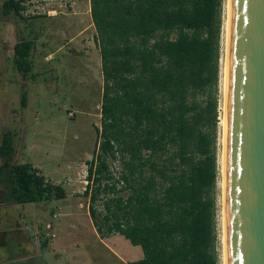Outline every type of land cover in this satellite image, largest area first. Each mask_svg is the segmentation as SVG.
Returning a JSON list of instances; mask_svg holds the SVG:
<instances>
[{
    "label": "trees",
    "instance_id": "1",
    "mask_svg": "<svg viewBox=\"0 0 264 264\" xmlns=\"http://www.w3.org/2000/svg\"><path fill=\"white\" fill-rule=\"evenodd\" d=\"M89 3L102 73L100 139L85 161L80 194L92 226L100 238L119 234L141 248L142 257L128 264H218L214 88L223 0ZM23 9L21 0H1L4 17L22 18ZM35 40L12 45L13 67L24 78L34 77ZM13 135L6 130L0 138L4 199L63 198L64 188L30 162H7Z\"/></svg>",
    "mask_w": 264,
    "mask_h": 264
},
{
    "label": "rangeland",
    "instance_id": "2",
    "mask_svg": "<svg viewBox=\"0 0 264 264\" xmlns=\"http://www.w3.org/2000/svg\"><path fill=\"white\" fill-rule=\"evenodd\" d=\"M72 1L78 0H33L21 11L22 18L0 13V138L10 130L15 147L7 162H30L45 181L65 190L60 199L0 206V262L4 264H128L142 256L141 248L122 235L100 238L87 212L88 197L80 195L85 186V161L100 139L95 127L100 128L102 73L88 10L80 23L74 17L66 19ZM225 2L214 88L218 110L214 251L218 264L223 254L220 164ZM28 34L36 37L31 53L33 78L22 77L11 60L12 45L29 38ZM120 166L118 160L112 164L116 174ZM45 239L47 246L41 247ZM13 258L17 260L10 262Z\"/></svg>",
    "mask_w": 264,
    "mask_h": 264
},
{
    "label": "water",
    "instance_id": "3",
    "mask_svg": "<svg viewBox=\"0 0 264 264\" xmlns=\"http://www.w3.org/2000/svg\"><path fill=\"white\" fill-rule=\"evenodd\" d=\"M227 264H264V0H229Z\"/></svg>",
    "mask_w": 264,
    "mask_h": 264
},
{
    "label": "bare ground",
    "instance_id": "4",
    "mask_svg": "<svg viewBox=\"0 0 264 264\" xmlns=\"http://www.w3.org/2000/svg\"><path fill=\"white\" fill-rule=\"evenodd\" d=\"M228 24H229V0L225 2V17L223 21V31H224V58L222 63V83L224 90V104H223V149L221 154V164H220V176H221V188H222V244H223V254H222V264L226 263V245H225V103H226V87H227V70H228Z\"/></svg>",
    "mask_w": 264,
    "mask_h": 264
},
{
    "label": "crops",
    "instance_id": "5",
    "mask_svg": "<svg viewBox=\"0 0 264 264\" xmlns=\"http://www.w3.org/2000/svg\"><path fill=\"white\" fill-rule=\"evenodd\" d=\"M33 2V0H21V4L23 5V7H24V9H26V7L29 5V4H31ZM72 4L73 5H71L72 7H71V10L68 12V15L66 16V19L67 18H69V19H72V17H74V18H76L78 21H79V23H80V21H81V19L84 17V15H85V12H86V10H88V12H89V18L91 19V17H90V3H89V0H83V2H81L80 0H78V1H72ZM27 10V9H26ZM25 10V11H26ZM84 14H83V13ZM88 12H87V14H88ZM83 16V17H82ZM91 24H92V21H91ZM81 26H80V30H78L76 33L78 34V32H80L81 30H82V27H83V24L81 23L80 24ZM25 26H27L28 27V25H25ZM23 27V28H26V27ZM92 26H93V24H92ZM29 36H30V34H28ZM15 43V42H14ZM47 246V245H46ZM142 257V256H141ZM17 260V258H13V259H11V260H9L10 262H13V261H16ZM4 262H6V261H4ZM4 262H0V264H4ZM7 263V262H6Z\"/></svg>",
    "mask_w": 264,
    "mask_h": 264
},
{
    "label": "flooded vegetation",
    "instance_id": "6",
    "mask_svg": "<svg viewBox=\"0 0 264 264\" xmlns=\"http://www.w3.org/2000/svg\"><path fill=\"white\" fill-rule=\"evenodd\" d=\"M4 196H5L4 188H0V206L8 205V204H18V203L13 202V201H6L4 199Z\"/></svg>",
    "mask_w": 264,
    "mask_h": 264
}]
</instances>
